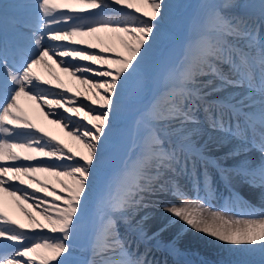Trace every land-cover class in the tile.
I'll return each instance as SVG.
<instances>
[{
  "label": "snow or ice",
  "instance_id": "obj_1",
  "mask_svg": "<svg viewBox=\"0 0 264 264\" xmlns=\"http://www.w3.org/2000/svg\"><path fill=\"white\" fill-rule=\"evenodd\" d=\"M183 7L0 3V192L27 218L10 216L0 198V264H193L173 258L189 230L225 246L229 264H264V209L251 204L264 201V0L201 6L195 41L170 61L162 49ZM50 60L85 90L38 75ZM21 97L46 105L78 147L32 122ZM126 131L134 163L113 170ZM220 185L227 202L211 210ZM161 194L180 204L153 199ZM233 200L248 211L231 215ZM157 203L169 218L150 228ZM175 222L182 227L165 237Z\"/></svg>",
  "mask_w": 264,
  "mask_h": 264
},
{
  "label": "bare ground",
  "instance_id": "obj_2",
  "mask_svg": "<svg viewBox=\"0 0 264 264\" xmlns=\"http://www.w3.org/2000/svg\"><path fill=\"white\" fill-rule=\"evenodd\" d=\"M133 2H138V0H133ZM174 2L179 3L180 0H174ZM143 7V5H140ZM176 37H179L178 34H176ZM174 46H170L166 49L165 54L169 57L172 49ZM48 63L51 65V69H48L44 67L43 65H39L36 68V71L38 75H40L43 79L52 80L53 84L56 83L55 80H53L51 73H54L55 75L60 77V80L63 82L65 88L69 89L70 92L78 93L83 92L85 90V86L81 85L77 80H75L73 77H71L69 74L64 73L61 71L62 66H58L54 60L48 61ZM78 99H83V97H79ZM21 106L25 109L26 113L28 114L29 118L37 124L38 127L43 128L44 131L48 132L50 135L55 136L58 140H61L64 144H67L69 147H72L74 150L78 147L76 141L72 139L71 136L67 135V132L61 128V126H58L56 124L51 123L52 117L47 116L42 112V109H38L34 101L29 100L27 97H21L20 99ZM46 106V105H45ZM47 107V106H46ZM35 117L39 120L40 125L37 123ZM40 175V178L44 174H38ZM184 178L181 177L179 180V183L182 184ZM58 186V185H57ZM188 187L190 188V185L188 184ZM223 185H221L220 191L218 193V197L220 199L221 193L223 191ZM193 194L191 191H189V197L191 198ZM243 195V193H242ZM0 198L3 200V210L7 212L10 216H13V218L19 220L20 222H27V218L24 216V213L21 211V209L17 206L16 202L12 197H10L5 192H0ZM166 199H172L175 203L178 205L180 204V201L175 199L174 197H171L170 195L168 197L162 196L161 199H154L157 201H162ZM245 200H248V197L245 196ZM238 203L241 205V203L238 200L232 201V208L233 204ZM251 204L256 207L257 210L264 209V201H260L259 199H254L251 201ZM26 208V205H24ZM205 208H209V206L205 205ZM211 210H219L223 211V209H220L218 207H211ZM248 211V209L245 208V212ZM150 220H149V227L150 228H156L157 226L163 225L168 221L169 214L166 213L162 206L157 203L149 209ZM231 215H236L234 213H230ZM39 218V217H38ZM182 227L181 223L175 222L169 225L168 231L164 233L163 235L166 237L167 235L171 234L172 232L176 231ZM185 243H188L190 245L189 248L196 249L198 251H201L202 253H206L208 256L216 257L215 259H211L212 262L216 264H229V261L232 259L231 254L227 251L226 247L223 246L220 242L215 240L214 238H211L206 235H202L198 232L194 231H186L185 232ZM141 250H143V246H141Z\"/></svg>",
  "mask_w": 264,
  "mask_h": 264
},
{
  "label": "rangeland",
  "instance_id": "obj_3",
  "mask_svg": "<svg viewBox=\"0 0 264 264\" xmlns=\"http://www.w3.org/2000/svg\"><path fill=\"white\" fill-rule=\"evenodd\" d=\"M212 2H214V0H180L179 3L182 4L184 7L182 9H180L177 17L175 18V20L173 22L172 39L170 41H166L164 48L162 49V51L165 52V50L169 46H174L172 51H171L170 57H169L170 61H174L175 54H176V52L179 51L181 44L187 40H191L188 35H190V34L194 35L195 34V31L193 30L192 25L197 22V19H198L197 17L199 16V13L201 11V6H203L205 4H210ZM193 10H194V12H193ZM193 13H198V15L193 16ZM176 34H178L179 37H176ZM191 41L194 42L195 39L194 40L192 39ZM113 42L116 44L117 48L120 49L119 42L117 40H115L114 37H113ZM70 94H75V93L70 92ZM34 103L36 104L38 109H40V108L42 109V112L44 114H45V112H47L49 110L48 107H46L42 102L34 101ZM35 119H36L37 123L40 125L41 123H39V120L37 119V117H35ZM63 130H65L66 132L68 131V129H65V128H63ZM118 143L120 145V149L114 154V159L112 161L111 168L113 170L121 169L120 164H122V161H124L125 163L128 164V167L130 169L132 167V164L134 163V158L132 160L128 159V157L132 156V153L130 150V145L132 143V140H131V137L129 136L127 131L125 132V138L120 140ZM41 179L42 180L46 179V176L42 175ZM57 187H59V185ZM29 191H31V190H29ZM162 196L168 197L169 195L168 194H161L157 197H154L153 199H161ZM31 203H32L31 200L28 201V204H31ZM28 204H25L26 208L28 209V211L34 212V213L42 210L44 207V205H41L40 209L28 208ZM23 223H27V222H23ZM189 247H190V245H188V243H185L184 248L186 250L183 252L187 253V254L190 253L192 255L197 254V255L201 256V259L203 261H207V262L209 259H215L216 258L214 256L213 257L208 256L206 253H202L201 251H198L196 249L189 248Z\"/></svg>",
  "mask_w": 264,
  "mask_h": 264
}]
</instances>
